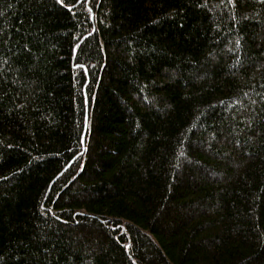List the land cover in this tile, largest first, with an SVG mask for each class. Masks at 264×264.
Masks as SVG:
<instances>
[{"label": "trees", "instance_id": "1", "mask_svg": "<svg viewBox=\"0 0 264 264\" xmlns=\"http://www.w3.org/2000/svg\"><path fill=\"white\" fill-rule=\"evenodd\" d=\"M0 264H264V0H0Z\"/></svg>", "mask_w": 264, "mask_h": 264}, {"label": "water", "instance_id": "2", "mask_svg": "<svg viewBox=\"0 0 264 264\" xmlns=\"http://www.w3.org/2000/svg\"><path fill=\"white\" fill-rule=\"evenodd\" d=\"M88 125H89V102H88V99H87L85 126H84L83 135H82V143L84 145L86 144V134H87V131H88Z\"/></svg>", "mask_w": 264, "mask_h": 264}]
</instances>
